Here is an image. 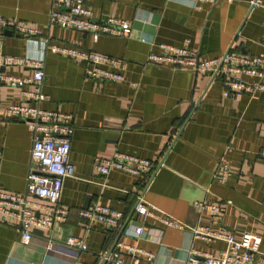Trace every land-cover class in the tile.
Segmentation results:
<instances>
[{
    "label": "crops",
    "instance_id": "0c3cea01",
    "mask_svg": "<svg viewBox=\"0 0 264 264\" xmlns=\"http://www.w3.org/2000/svg\"><path fill=\"white\" fill-rule=\"evenodd\" d=\"M252 0L204 2L195 8L184 0H86L94 22L116 19L131 24L129 36H101L49 24L51 0H0V16L19 20L41 31L25 38L4 31V53L12 57L44 59L45 110L73 116L69 163L61 205L68 209L65 224L51 232L34 230L23 243L18 227L0 216V264H104L102 255L117 243L121 230L81 217L98 203L125 215L128 227L118 243L154 254L140 264H187L191 255H218L226 244L195 238L194 231L225 230L240 239L250 233L261 238L264 254V95L223 97V81L189 70L147 64L150 53L163 47L187 48L202 60L223 56L236 41L247 55L264 56V0L251 9ZM64 48H80L125 61L122 83L86 77L85 64L43 52V41ZM1 72L22 78L31 68L10 66ZM264 81V80H263ZM134 83L135 86H131ZM24 100L17 88L0 82V187L23 195L31 163L33 135L27 124L5 118V110ZM125 153L165 163L144 194L147 204L180 222L184 229L154 219L134 220L136 198L145 180L113 170L97 173L94 160ZM230 165L225 184L215 179L220 160ZM231 202L220 216L201 210L199 203ZM144 225L140 238L127 230ZM70 237L84 238L87 250L70 248ZM53 250H48V244ZM127 264L136 256L123 251Z\"/></svg>",
    "mask_w": 264,
    "mask_h": 264
},
{
    "label": "built area",
    "instance_id": "2783aa9c",
    "mask_svg": "<svg viewBox=\"0 0 264 264\" xmlns=\"http://www.w3.org/2000/svg\"><path fill=\"white\" fill-rule=\"evenodd\" d=\"M199 9L204 2L221 0H184ZM231 2V0H225ZM49 24L67 30L91 33L97 40L101 36L122 37L131 34V24L128 21L107 19L94 22V11L86 4V0H51ZM262 6V0H252L251 9ZM12 32L25 38L42 37L40 30L19 20H6L0 16V82L6 83L20 91L24 102L14 104L5 110V118H16L25 122L33 135L31 163L27 176L26 191L16 195L4 191L0 187V216L14 223L21 235L23 243H29L34 230L51 232L58 224H65L69 211L61 205L64 181L73 175L69 163L71 152V136L74 133L73 116L59 111L42 108L48 97L43 91L45 83L44 59L32 57H12L4 53V31ZM43 52H51L81 62L86 66V77L95 81L122 83L127 80L122 71L126 68L124 60L111 57L95 51L80 48H64L50 45L43 41ZM147 64L168 66L173 70H189L196 75L209 78V85L215 81H223V97L238 98L243 95H264V56L243 54L234 41L229 50L221 57L202 60L199 55L187 48L163 47L159 53H150L146 58ZM19 66L31 68L33 75L22 78L1 72L2 68ZM131 86H135L134 83ZM264 167V154L261 157ZM165 163V156L159 161L152 162L125 153H116L112 158L100 157L94 160L97 173L108 176L113 170L122 171L130 176L141 177L145 180V189L136 198L134 212L146 219H154L167 226L184 229L180 222H174L170 216L151 208L144 199V194L154 181ZM231 174L229 163L221 159L215 179L225 184ZM231 202L199 203L201 210H206L214 216H220ZM90 227L94 223L110 229L121 230L125 215L123 212L93 204L89 209L80 213ZM144 225L133 227L127 233L140 238ZM195 238L220 240L226 244L224 251L218 255H191L187 264H264V254L260 251L262 240L250 233L237 239L225 231H211L199 228L194 231ZM70 248L80 251L87 250L84 238L70 237L66 241ZM53 250V244L47 246ZM129 251L136 256L134 264H140V258L153 261L155 256L137 247L117 243L111 250L102 255L104 264H127L124 252Z\"/></svg>",
    "mask_w": 264,
    "mask_h": 264
},
{
    "label": "water",
    "instance_id": "95a60500",
    "mask_svg": "<svg viewBox=\"0 0 264 264\" xmlns=\"http://www.w3.org/2000/svg\"><path fill=\"white\" fill-rule=\"evenodd\" d=\"M133 218H134V220H135L136 222H138V220H139V215L136 214ZM128 224H129V223H126V224L122 227V229H121V231H120V234H119V236H118L117 239H116V243L119 242L121 236L125 233V231H126V229H127V227H128Z\"/></svg>",
    "mask_w": 264,
    "mask_h": 264
}]
</instances>
